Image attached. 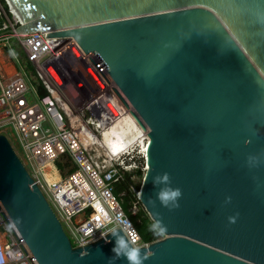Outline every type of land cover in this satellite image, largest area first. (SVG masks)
I'll list each match as a JSON object with an SVG mask.
<instances>
[{"label": "water", "instance_id": "obj_1", "mask_svg": "<svg viewBox=\"0 0 264 264\" xmlns=\"http://www.w3.org/2000/svg\"><path fill=\"white\" fill-rule=\"evenodd\" d=\"M12 1L16 31L72 36L146 132L137 198L167 233L143 264H264V0ZM163 172L179 208L156 200ZM0 211L32 264L113 256L110 234L71 245L3 134Z\"/></svg>", "mask_w": 264, "mask_h": 264}, {"label": "built area", "instance_id": "obj_2", "mask_svg": "<svg viewBox=\"0 0 264 264\" xmlns=\"http://www.w3.org/2000/svg\"><path fill=\"white\" fill-rule=\"evenodd\" d=\"M13 9L8 0H0V43L10 46V40L16 39L32 73L25 69L24 60L9 79L0 76V134L8 138L11 129L24 154L23 158L18 154L22 163L71 245H87L109 234L112 225L105 224V218L121 215L130 221L114 184L125 171L145 170L147 137L142 138L141 163L128 148L131 143L116 154L105 153L107 147L100 141L103 132L129 112L127 107L72 36L45 37L41 30L18 32L24 22ZM30 77L40 83L44 95H38ZM64 155L75 169L47 179L45 168ZM137 205L135 193L128 208L132 215ZM149 243L140 240L142 246ZM0 264H32L1 211Z\"/></svg>", "mask_w": 264, "mask_h": 264}, {"label": "clouds", "instance_id": "obj_3", "mask_svg": "<svg viewBox=\"0 0 264 264\" xmlns=\"http://www.w3.org/2000/svg\"><path fill=\"white\" fill-rule=\"evenodd\" d=\"M111 151L113 154L118 153L120 151L119 145H112ZM147 181L148 173L144 176L143 184L147 183ZM152 184L153 187H157L155 197L161 206L169 210L180 207L179 200L182 196V191L179 187L171 186L169 173H157L152 177ZM226 199L230 200V197ZM148 203L154 204L155 202L151 197H149ZM156 216H159V213H157ZM156 216L150 223L148 230L154 237L163 238L167 233V226L163 224L162 220L156 218ZM228 219L230 223L235 222V217L233 216H230ZM104 223L112 225V227L108 229V233L114 240V244L111 249L113 256L108 259V264H114L116 260L122 257L127 261V264H143L144 260H147L149 257L154 255L151 250H146V246L140 245L141 237L131 226V221H128L121 215H116L105 218ZM106 242H108L107 238ZM141 249H144L145 251L142 253ZM87 254L88 253L86 252L84 256Z\"/></svg>", "mask_w": 264, "mask_h": 264}, {"label": "trees", "instance_id": "obj_4", "mask_svg": "<svg viewBox=\"0 0 264 264\" xmlns=\"http://www.w3.org/2000/svg\"><path fill=\"white\" fill-rule=\"evenodd\" d=\"M1 23H2V18L0 16V27H1ZM28 67L30 68V71L32 73L31 66L29 65ZM34 84L36 85V90L38 95H44L46 93L37 80H34ZM137 161L141 163L142 158L139 157ZM53 165L59 171L60 175L63 176L66 175L67 173L72 172L75 169L74 164L72 163L70 158L66 155L61 156L59 160H55ZM55 173L56 171H54V174ZM142 175H143L142 171L138 168L125 171L123 173V178L114 184V193L121 200L124 213L129 218L133 226L136 228L141 239L143 241L151 242L159 238L154 237L153 234L148 230L151 221L146 215V213L143 211L142 207L138 205V209L133 215L128 211V208L131 205V201L135 200V193L140 185V183L137 184L134 182V176H141L142 179ZM46 178L57 179L58 176L55 175V178H50L47 173Z\"/></svg>", "mask_w": 264, "mask_h": 264}, {"label": "bare ground", "instance_id": "obj_5", "mask_svg": "<svg viewBox=\"0 0 264 264\" xmlns=\"http://www.w3.org/2000/svg\"><path fill=\"white\" fill-rule=\"evenodd\" d=\"M8 1L12 4V7L15 8L13 1ZM13 10L19 15L16 9ZM65 107L67 110L70 109V106L66 103ZM145 133L146 132L143 130V128L137 123V120L129 112H126L120 117L117 122L112 124L111 127L104 130L100 141L107 147L104 152L107 154H111L112 145H119L121 149L127 144H130L137 140H142V138L145 136ZM144 144L145 142L143 141V144L141 146L143 147Z\"/></svg>", "mask_w": 264, "mask_h": 264}, {"label": "rangeland", "instance_id": "obj_6", "mask_svg": "<svg viewBox=\"0 0 264 264\" xmlns=\"http://www.w3.org/2000/svg\"><path fill=\"white\" fill-rule=\"evenodd\" d=\"M3 22V21H2ZM2 24V23H1ZM10 44L12 45V48H13V50L15 51V53H17V55H18V57L21 59V60H23V53H22V50H21V48H20V46H19V43L17 42V40L16 39H11L10 40ZM4 45L3 44H1L0 43V49L2 50V51H4V54L5 55H7V52H5V50H4ZM29 66V62H27L26 60H25V69L26 70H30V68L28 67ZM8 70H10V69H8ZM10 72V71H9ZM30 80L32 81L31 83L32 84H34V79L32 78V77H30ZM29 86H30V84H29ZM36 86V85H35ZM65 95V94H64ZM65 97H69L67 94H66V96ZM9 130V133H10V135L8 136V140L10 141V143H11V145L14 147V149L16 150V152L20 155V157H24V154H23V152H22V150H21V147L18 145V143H17V140H15V138H14V136L12 135V132H11V129H8ZM143 141L144 140H137V141H134V142H132L129 146H128V148L130 149V150H132L131 152H132V154L135 156V157H137V158H139L140 156H141V154H140V147H141V145L143 144ZM139 146V147H138ZM59 160V159H58ZM54 162H52L51 163V165L50 166H47L46 168H45V170H44V172H45V175H47V173H48V176L50 177V178H55V175H57L58 177L60 176H63V175H60V173H59V171L54 167ZM54 171H56V173L54 174ZM65 171V170H64ZM142 171V170H141ZM66 172V171H65ZM143 172L144 171H142V174H143ZM140 181H141V176H134V182L135 183H137V184H139L140 183ZM137 209H138V205H137Z\"/></svg>", "mask_w": 264, "mask_h": 264}, {"label": "crops", "instance_id": "obj_7", "mask_svg": "<svg viewBox=\"0 0 264 264\" xmlns=\"http://www.w3.org/2000/svg\"><path fill=\"white\" fill-rule=\"evenodd\" d=\"M5 52H7V55L4 54V51L0 49V76H2V79L7 80L9 77H11L15 71L18 69L19 63H23L25 60L24 53H23V60H21L17 53L12 48V45L7 46L3 44ZM10 48L12 49V52L10 51ZM22 50V49H21ZM16 56V57H14ZM10 69V70H8ZM10 71V72H9Z\"/></svg>", "mask_w": 264, "mask_h": 264}]
</instances>
